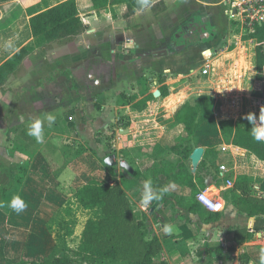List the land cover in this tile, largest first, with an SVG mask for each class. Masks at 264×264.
I'll use <instances>...</instances> for the list:
<instances>
[{"label":"crops","instance_id":"0c3cea01","mask_svg":"<svg viewBox=\"0 0 264 264\" xmlns=\"http://www.w3.org/2000/svg\"><path fill=\"white\" fill-rule=\"evenodd\" d=\"M63 1L0 3L13 5L9 20L0 30V39L5 36L0 44V65L22 46L29 50L0 88V188L4 187L0 193V264L47 258L55 242H47L42 235L46 231L44 215H57L60 208L67 207L69 197L78 205L77 188L91 179L93 166L103 165L106 156L115 153L118 161L126 160L131 165L133 158L140 164L141 159L129 151L150 150L156 143L174 140L183 132L175 115L191 97L193 82L168 74L173 70L195 71L196 63L205 60V52L195 51L194 43L172 44L171 40L175 33V37L182 35V28L195 15L209 13L214 20L217 5L222 6L223 0H153L129 17L125 16L128 9L124 3L98 9L92 0H77L87 26L83 32L52 42L32 37L30 14ZM3 18L4 13L0 21ZM215 59L208 57L207 61L213 63ZM156 70L163 73V80L155 78ZM164 87L168 88L166 96L161 95ZM156 91H160L157 97ZM150 94L153 98L147 100ZM249 95L257 98L252 92ZM49 114L56 117L51 126L46 120ZM36 119L43 122L41 142L27 134L28 124ZM221 144L223 149H217L232 156L235 169L248 164L247 169L254 172L251 162L264 165L246 149ZM234 150L252 157L241 152L237 157ZM239 173L252 175L248 171ZM95 174L105 177L106 170ZM260 185L264 186V179ZM17 195L27 205L20 214L8 206ZM223 214L222 220L210 225L200 214L191 217L208 230L252 227L262 236L256 244L262 245H250L248 252L260 256L264 220ZM181 228L185 238L192 237L189 226ZM189 240L194 243L192 238Z\"/></svg>","mask_w":264,"mask_h":264},{"label":"rangeland","instance_id":"374dc122","mask_svg":"<svg viewBox=\"0 0 264 264\" xmlns=\"http://www.w3.org/2000/svg\"><path fill=\"white\" fill-rule=\"evenodd\" d=\"M1 2L3 0H0ZM8 3L11 2H4L0 5V10L4 13V18L0 21V30L4 27L6 21L9 20L8 17L11 14L13 5H8ZM224 11L225 6L217 5V14L214 20L208 15L209 13L195 15L192 18L190 23H201L204 20L205 28L201 31V38L197 36L192 40L185 41L182 35L175 37V33L171 40L172 44L181 42L182 44L194 43L196 44L195 51L203 50L205 52L203 54L205 60L196 63L197 67L195 71L182 70L181 72L180 70H173L168 74V76L174 79L184 76V79L193 82L194 88L189 90L191 97L188 101L193 102L200 96L199 93L204 91V94L212 92L217 99L215 108V112L217 113H215L214 119L205 127L200 136L202 139L201 147L204 151L209 145L214 143L217 144L216 148L223 149L224 145L218 143L219 138L217 137L219 135L218 121L221 117L233 118L240 123H245L247 113H255L258 117L261 107H264V98H251L249 95L255 89L259 75L255 68L256 40L246 39L245 36L247 35L242 36L239 30L236 31V26L229 20ZM2 12H0L1 18ZM3 41H5V36L0 39V44ZM230 48L233 49L230 50ZM208 57H216V59L211 63L207 61ZM206 66H209V72L207 74L201 73ZM261 75L264 80V71ZM155 78L160 81L163 80V73L156 70ZM177 82L178 80L172 82L170 85H175ZM197 84L200 87H195ZM159 118H162V116L159 115ZM125 121V117H122V123ZM154 152L153 148L150 150L138 149L132 152L129 151L132 156L135 155L141 159V163L139 164V162L132 158L131 165L133 170L137 166H140L143 170H147L152 162L161 160L163 157L172 160H177L178 158L169 154L157 157ZM233 152L237 157L240 156V152L245 156L252 157L247 152L239 150H234ZM231 162L232 160L228 162L222 158L221 164L227 167L226 170H221L220 168L217 171L219 173H217L214 169H210V171L205 170L201 173L205 177L207 187L196 196L195 201L201 204L203 211L224 212L230 218L242 217L247 220L250 218L264 220V215L250 216L238 206L226 202L221 194L222 190L228 188L229 181L233 185L234 178L237 174H240V171H248L252 174L250 176L254 180L256 178L259 179L257 181L259 184L254 181L252 198L255 201L264 203V186L260 185V182L264 179L263 163L257 161L251 162V167L254 170V172H251L249 171L250 169H247L248 164L247 166H242L241 169H235V164L233 163L232 165ZM199 163L200 161L193 160L190 156L188 165L193 173L197 171ZM116 168L117 170H121L120 166H116ZM103 170H106V168L102 163L94 165L92 174ZM213 176H217L216 179ZM218 181H221V185H216ZM161 185L164 187L168 186L169 192L174 196L173 198H178L180 201L182 198L187 200L191 197V193L185 191L181 184L172 187V184H169L167 180H163ZM143 186L144 183H139L133 189L126 190L125 195L120 196V193L114 194L108 201L110 209L119 216V223L114 228L110 240L118 246L119 254L115 262H108V264H128L131 260L141 259L145 243L150 241L153 243L152 255L154 264H160L161 262L167 264H243L245 261L244 255L246 254L249 257L248 264H260V256H253L248 252L250 245H262L256 244L257 239L262 238V236L259 237L252 227L250 228L251 230L247 228L249 232H252L250 241L234 240L233 229L239 227L238 225L228 229L224 228V230L219 227L208 230L195 221L191 215L187 218L184 217L182 209L178 205L166 201L164 203L160 201V205L155 210H152V206L156 202L153 201L152 205L145 209L140 203ZM3 189L4 187L0 188V193ZM207 189H210L207 191V195L214 199V202H210V200L201 196ZM211 193L218 194L221 198L213 197ZM219 201L223 204H218ZM66 206L64 208L61 206L62 209L58 210L59 213L57 215H44L46 219V231L42 235L47 242L51 243L54 241L55 246L57 245L59 248L75 250L81 243L86 221L91 217L98 216L102 210L100 208L86 210L79 204L77 205L72 197H69ZM166 224L174 225L177 231L171 235L165 234L164 226ZM183 225L189 226L192 229V237L185 238L184 230L181 228ZM69 232L73 233L70 235ZM25 233L27 234V232ZM141 236L144 241L141 239ZM191 238L194 240L192 244L189 240ZM248 242L250 243L249 245L247 244ZM218 244L224 247L223 255L215 254L211 260L209 254H199L200 249H209Z\"/></svg>","mask_w":264,"mask_h":264},{"label":"trees","instance_id":"16d2710c","mask_svg":"<svg viewBox=\"0 0 264 264\" xmlns=\"http://www.w3.org/2000/svg\"><path fill=\"white\" fill-rule=\"evenodd\" d=\"M153 0H148L151 4ZM98 9H105L115 4H126V17L133 15L137 10L143 9L139 0H92ZM29 27L32 37L40 38L47 42H52L74 35H78L86 29V25L81 19L77 0H65L51 6L41 12L30 14ZM246 39L256 40L255 55L256 69L259 73L255 89L252 96L264 98V80L261 73L264 71V21L258 24L255 32L245 36ZM233 48H230L232 50ZM29 50L22 46L11 57L0 65V88L8 80L9 76L17 70L18 64L25 59ZM161 95H168V88L164 87ZM153 98V94L147 96V100ZM217 99L209 94L200 95L196 100L187 101L176 112L178 125L182 126L183 132L176 136L174 140L165 139L156 143L152 148L157 157L165 154L177 156V160L162 158L151 163L147 170L137 166L132 172L129 170L117 171L116 167L108 166L105 177L96 174L91 179L77 188L75 198L79 205L91 210L100 208L102 211L96 217H91L86 221L82 232V240L75 250L70 248H59L57 245L44 261L21 260L16 264H108L117 260L119 250L115 243H112L111 236L114 228L119 223V216L109 207V199L117 193L125 195L126 190L133 189L139 183L151 180L153 189H160L163 180L169 184L182 185L185 191L191 193L187 200L173 198L168 192L160 200L162 203L170 202L182 209L184 217L190 214H200L203 222L210 225L224 218L223 212H208L201 209V204L195 198L207 187L203 171L214 169L219 170L221 159L230 162L232 156L216 148L217 144H211L203 153L196 173L189 168L188 161L197 147H201V135L205 127L214 119ZM140 107V106H138ZM252 125L246 119L245 123H240L233 118L221 119L218 121L219 138L218 143L232 144L250 151L254 156L264 161V142L256 141L251 133ZM171 142V143H169ZM219 173V172H217ZM218 175V174H217ZM217 176H213L216 179ZM218 181L216 185H221ZM253 178L247 174H238L234 184L222 190V196L228 203L238 206L248 215H264V203L253 200ZM73 232H69L71 235ZM144 235V234H143ZM234 240H245L252 237L247 227L239 226L233 229ZM142 239V236H141ZM143 240V239H142ZM144 241V240H143ZM153 243L146 242L141 259L131 260L128 264H154L152 255ZM233 249V248H232ZM224 247L220 244L212 248H205L201 254H209L212 260L214 254L223 255ZM243 264L249 263V257L244 255Z\"/></svg>","mask_w":264,"mask_h":264},{"label":"clouds","instance_id":"9594fccd","mask_svg":"<svg viewBox=\"0 0 264 264\" xmlns=\"http://www.w3.org/2000/svg\"><path fill=\"white\" fill-rule=\"evenodd\" d=\"M141 7H145L148 4V0H139ZM250 125H252L251 133L253 138L256 141L264 142V107H261L259 116L255 113L249 112L246 114L245 117ZM46 120L51 126L56 117L54 115H47ZM42 121L39 119L33 120L28 124L27 127V134L29 136H33L36 138L38 142H41L43 139L42 136ZM172 187H175L173 184ZM170 191L168 186H165L160 189H153L151 180H147L144 182L143 192L141 193L140 203L141 205L147 209L149 206L152 205L153 201H160L163 199L164 195ZM8 206L15 211L17 214L25 211L27 205L26 203L17 195L14 196L11 201L9 202ZM219 207V206H217ZM177 229L174 225L166 224L164 226L165 234L171 235L176 232ZM260 264H264V248L260 250Z\"/></svg>","mask_w":264,"mask_h":264},{"label":"built area","instance_id":"2783aa9c","mask_svg":"<svg viewBox=\"0 0 264 264\" xmlns=\"http://www.w3.org/2000/svg\"><path fill=\"white\" fill-rule=\"evenodd\" d=\"M221 5L225 6L226 16L233 22L236 26L235 30H239L242 36L254 33L256 26L264 21V0H223ZM202 72L207 74L209 66L203 68ZM220 168L221 170L227 169L225 165H221ZM228 183L227 187H231L232 182L229 181ZM207 191L208 189L201 196L210 202H214V199L207 195Z\"/></svg>","mask_w":264,"mask_h":264},{"label":"water","instance_id":"95a60500","mask_svg":"<svg viewBox=\"0 0 264 264\" xmlns=\"http://www.w3.org/2000/svg\"><path fill=\"white\" fill-rule=\"evenodd\" d=\"M154 95L156 97L159 96L160 95V91L154 92ZM203 153H204V149L202 147H197L194 150V152L192 153L191 158L193 160H196V161H201ZM116 157L117 156H116L115 153H111V154H109L108 156L105 157L104 162L108 166L116 167V166L119 165L122 170H129L131 172L133 171V168H132V166L130 165V163L128 161H126V160L118 161ZM159 205H160V201H156L153 204V206H152V210H155ZM191 216H194V214L192 213Z\"/></svg>","mask_w":264,"mask_h":264},{"label":"flooded vegetation","instance_id":"af4514ba","mask_svg":"<svg viewBox=\"0 0 264 264\" xmlns=\"http://www.w3.org/2000/svg\"><path fill=\"white\" fill-rule=\"evenodd\" d=\"M204 20H202L201 23L199 22H191L188 25H186L183 29H182V36L184 38H195V37H199L201 38L202 36V32L205 28V23H203Z\"/></svg>","mask_w":264,"mask_h":264},{"label":"bare ground","instance_id":"6f19581e","mask_svg":"<svg viewBox=\"0 0 264 264\" xmlns=\"http://www.w3.org/2000/svg\"><path fill=\"white\" fill-rule=\"evenodd\" d=\"M220 204H221V202H220ZM223 204V203H222Z\"/></svg>","mask_w":264,"mask_h":264}]
</instances>
